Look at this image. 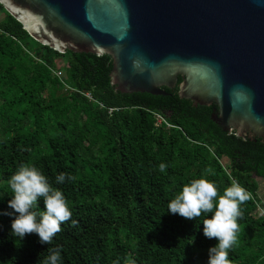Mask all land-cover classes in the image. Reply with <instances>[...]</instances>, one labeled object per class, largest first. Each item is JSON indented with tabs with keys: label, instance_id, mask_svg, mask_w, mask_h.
I'll list each match as a JSON object with an SVG mask.
<instances>
[{
	"label": "trees",
	"instance_id": "obj_1",
	"mask_svg": "<svg viewBox=\"0 0 264 264\" xmlns=\"http://www.w3.org/2000/svg\"><path fill=\"white\" fill-rule=\"evenodd\" d=\"M0 12V213H12L0 215V264H43L57 248L61 264H208L217 241L204 236L203 223L213 213L188 220L168 211L202 177L220 195L234 181L251 194L229 259L264 264L261 138L224 130L212 117L218 109L181 98L179 84L165 95L122 92L112 56L61 53L33 39L1 3ZM21 165L39 169L71 210L50 244L35 233L12 235L18 214L8 206L9 182ZM60 173L74 179L56 183ZM35 210H45L42 198Z\"/></svg>",
	"mask_w": 264,
	"mask_h": 264
},
{
	"label": "water",
	"instance_id": "obj_2",
	"mask_svg": "<svg viewBox=\"0 0 264 264\" xmlns=\"http://www.w3.org/2000/svg\"><path fill=\"white\" fill-rule=\"evenodd\" d=\"M61 53L108 54L122 92L213 104L226 131L264 143V0H0ZM182 81L179 83V77Z\"/></svg>",
	"mask_w": 264,
	"mask_h": 264
},
{
	"label": "clouds",
	"instance_id": "obj_3",
	"mask_svg": "<svg viewBox=\"0 0 264 264\" xmlns=\"http://www.w3.org/2000/svg\"><path fill=\"white\" fill-rule=\"evenodd\" d=\"M167 167L165 163L159 165L161 172H165ZM206 171L211 173V169ZM66 179L72 180L74 177L60 173L56 177V183H64ZM9 183L13 197L8 206L18 214L11 224L12 235L22 240L27 234L35 233L39 236L40 243L50 244L62 230L61 225L72 215L63 193L54 188L35 166L21 165ZM41 198L45 208L42 212L35 210ZM249 199L251 194L238 182L234 181L220 195L215 182L202 177L184 185L179 194L169 202L168 211L188 220L213 213L203 223L204 236L217 241L208 250V264H232L229 251L238 242V218L243 215L241 205ZM0 215L12 213L2 212ZM49 253L43 264H61L59 248L50 249Z\"/></svg>",
	"mask_w": 264,
	"mask_h": 264
},
{
	"label": "rangeland",
	"instance_id": "obj_4",
	"mask_svg": "<svg viewBox=\"0 0 264 264\" xmlns=\"http://www.w3.org/2000/svg\"><path fill=\"white\" fill-rule=\"evenodd\" d=\"M4 19V14L0 12V20ZM259 182V194L264 200V179L263 178H258Z\"/></svg>",
	"mask_w": 264,
	"mask_h": 264
},
{
	"label": "built area",
	"instance_id": "obj_5",
	"mask_svg": "<svg viewBox=\"0 0 264 264\" xmlns=\"http://www.w3.org/2000/svg\"><path fill=\"white\" fill-rule=\"evenodd\" d=\"M57 74L59 75V76H63V73L62 72H57ZM157 119H158V122L159 123H161L162 121H164V118L161 116V115H157Z\"/></svg>",
	"mask_w": 264,
	"mask_h": 264
},
{
	"label": "flooded vegetation",
	"instance_id": "obj_6",
	"mask_svg": "<svg viewBox=\"0 0 264 264\" xmlns=\"http://www.w3.org/2000/svg\"><path fill=\"white\" fill-rule=\"evenodd\" d=\"M213 116V115H212Z\"/></svg>",
	"mask_w": 264,
	"mask_h": 264
}]
</instances>
